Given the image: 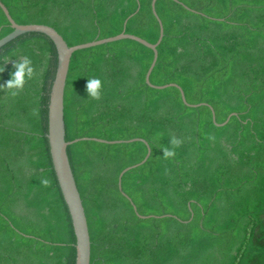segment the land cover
I'll use <instances>...</instances> for the list:
<instances>
[{"label":"trees","instance_id":"1","mask_svg":"<svg viewBox=\"0 0 264 264\" xmlns=\"http://www.w3.org/2000/svg\"><path fill=\"white\" fill-rule=\"evenodd\" d=\"M19 24L52 26L68 45L123 30L154 43L151 0H0ZM183 5L190 9H187ZM163 37L121 39L72 54L64 91L69 140L91 241L90 264H264V0H156ZM194 10V11H191ZM12 31L0 9V38ZM56 48L28 32L0 47V84L21 56L37 75L0 92V264H74L75 237L52 168L47 104ZM5 58L10 59L4 64ZM99 78V101L86 83ZM39 109V115L33 109ZM183 141L172 158L162 147ZM51 181L44 187L41 179ZM166 215V216H162Z\"/></svg>","mask_w":264,"mask_h":264},{"label":"water","instance_id":"2","mask_svg":"<svg viewBox=\"0 0 264 264\" xmlns=\"http://www.w3.org/2000/svg\"><path fill=\"white\" fill-rule=\"evenodd\" d=\"M155 3L156 0H151L152 13L155 16L159 26L158 37L154 43H151L137 35L126 33L124 31V28L128 20L127 18L123 22V30L114 36H109L75 45H68L67 42L64 40V38L61 36V34H59L57 30L52 26L46 24H37V23L19 24L15 22V20L10 15L7 7L0 1V9L2 10L6 20L8 21L9 26L12 28L11 32L0 38V47H2L4 44L8 43L9 41H11L12 39L16 38L21 34L28 32H36L46 35L53 42L56 48L57 54L55 58V73L53 80L51 82V87L48 95L47 130L45 136L48 142L52 168L54 170L62 198L67 207L74 232V237H75L74 264H90L91 241H90V234H89L88 223H87L83 202L75 181L70 145L80 140H93L96 142L109 143V144L132 142V141H140L144 143V145L146 146V154L143 157V159L136 164L125 167L118 175L117 185L119 190L121 191H122L121 189L122 175L128 170L143 164L149 157L150 147L145 139L138 137L127 140H106L96 137H80L69 140L67 119H66V113L64 107V91H65L66 79H67V74H68L72 54L80 49H85L121 39L134 40L144 45L145 47L151 49L153 53L152 60L145 73V83L148 86L156 89H163L170 86L177 88L180 93V97L183 104L189 107L208 105L207 103L191 104L187 102L183 89L176 83L171 82L163 85H155L150 82L149 76L156 64V60L158 56L157 46L159 45L163 37V26L160 18L156 13ZM183 6L186 7L187 9H190L185 5ZM208 106L212 111V120L214 124L217 126L225 125L232 115H236L235 112H232L227 116V118L222 123H217L215 121V115L212 107L210 105ZM122 194L130 200L134 211L139 217L141 218L158 217L155 215L145 216L138 214L136 207L131 201V199L123 191ZM162 216H166V215H162Z\"/></svg>","mask_w":264,"mask_h":264},{"label":"clouds","instance_id":"3","mask_svg":"<svg viewBox=\"0 0 264 264\" xmlns=\"http://www.w3.org/2000/svg\"><path fill=\"white\" fill-rule=\"evenodd\" d=\"M9 60L10 59L5 58L3 63L6 64L9 62ZM12 66L14 71L10 74V79H8L4 84H0V92L5 94V99H15L18 97L24 90L25 84L28 81L33 80L37 75L36 69L33 66V61L28 56H21L19 59H16ZM4 70L5 69L3 65L0 64V73H2ZM102 90L103 84L99 78L93 77L87 80L86 92L88 97L99 101L102 97ZM33 114L38 116L39 109H33ZM182 143L183 141L181 139L172 136L170 138L171 147L165 146L161 148L163 151V157L165 159L174 157L176 155L175 149L179 148ZM40 182L44 187L51 186V181L47 178H42Z\"/></svg>","mask_w":264,"mask_h":264}]
</instances>
